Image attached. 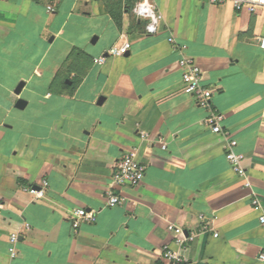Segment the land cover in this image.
Wrapping results in <instances>:
<instances>
[{
    "label": "crops",
    "instance_id": "0c3cea01",
    "mask_svg": "<svg viewBox=\"0 0 264 264\" xmlns=\"http://www.w3.org/2000/svg\"><path fill=\"white\" fill-rule=\"evenodd\" d=\"M153 1L154 34L134 0H0V264H264V7ZM124 42L126 55H109ZM183 55L214 89L225 133L184 92ZM231 140L247 179L226 158ZM131 149L146 175L116 188L126 202L110 208ZM45 182L44 198L23 190ZM79 209L92 218L75 225ZM200 215L212 230L178 246L168 226L198 231Z\"/></svg>",
    "mask_w": 264,
    "mask_h": 264
},
{
    "label": "built area",
    "instance_id": "2783aa9c",
    "mask_svg": "<svg viewBox=\"0 0 264 264\" xmlns=\"http://www.w3.org/2000/svg\"><path fill=\"white\" fill-rule=\"evenodd\" d=\"M211 4L221 5L225 3H232L237 10H242L245 7H249L251 10H256L258 7H264V0H206ZM49 10H54L49 7ZM132 14L141 19H146V29L149 33L154 34L158 32L160 23L164 20L162 12H160L153 0H136L132 7ZM262 46L264 48V38L261 39ZM170 42L175 43L173 37L170 38ZM131 48L129 42H124L122 45H116L109 50V55L112 56H124ZM105 57L97 58L95 61L99 64H103ZM179 66L182 69V78L184 84V92L188 95L194 96L197 104L209 110V114L204 118V123L212 128L215 133H225L222 127V121L224 115L214 110L211 107V101L214 94V89L204 85L203 71L199 64L193 59L187 56H182L179 61ZM147 134L142 133V138H146ZM238 142L231 140L227 145L226 158L231 164L232 169L236 174L241 177L248 178L247 169L243 165L245 156L243 153L237 152L235 147ZM166 148V145L163 146ZM146 165L140 161L137 157L135 149L127 151L116 163L113 171V175L110 181L108 195V206L115 208L123 205L126 200L125 197L116 191L118 187L138 186L143 181L146 175ZM246 187H251V182L248 180L245 182ZM48 189V182H45L43 186H24L23 190L32 195L36 199L44 198ZM253 205L260 207L259 200L255 198ZM4 208V202L0 196V220L2 218V210ZM75 225H79L81 220L92 218L91 214L85 209H79L75 212ZM200 228L198 231L186 233L182 227L170 224L168 229L176 235L175 242L178 246H186L187 244L195 241V239L210 230H212V223L207 219L205 215H200ZM261 223L264 224V216L261 217ZM214 236H218L215 233ZM19 242V234L13 233L10 236V256L11 259H15L18 256L17 245ZM164 257L173 262L179 263L183 261V257L179 252L173 251L167 248L164 251ZM258 259L264 263V251L258 255Z\"/></svg>",
    "mask_w": 264,
    "mask_h": 264
},
{
    "label": "trees",
    "instance_id": "16d2710c",
    "mask_svg": "<svg viewBox=\"0 0 264 264\" xmlns=\"http://www.w3.org/2000/svg\"><path fill=\"white\" fill-rule=\"evenodd\" d=\"M135 2H136V0H134V3ZM134 3H133V5H134ZM133 5L131 6V9H132ZM108 8H109V11L112 14L113 18H115L118 22H120V19H121L120 13L116 12L113 8H110V7H108Z\"/></svg>",
    "mask_w": 264,
    "mask_h": 264
},
{
    "label": "water",
    "instance_id": "95a60500",
    "mask_svg": "<svg viewBox=\"0 0 264 264\" xmlns=\"http://www.w3.org/2000/svg\"><path fill=\"white\" fill-rule=\"evenodd\" d=\"M22 105H24V102L22 103Z\"/></svg>",
    "mask_w": 264,
    "mask_h": 264
}]
</instances>
